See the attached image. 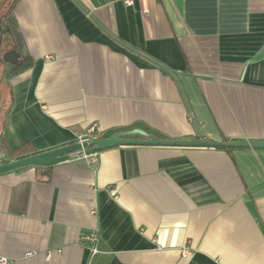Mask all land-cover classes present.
Listing matches in <instances>:
<instances>
[{"label": "crops", "instance_id": "0c3cea01", "mask_svg": "<svg viewBox=\"0 0 264 264\" xmlns=\"http://www.w3.org/2000/svg\"><path fill=\"white\" fill-rule=\"evenodd\" d=\"M11 3L0 18L6 29L13 12L23 61L0 56L7 149L47 151L91 126L264 140V0ZM94 154L0 174V264H264V148Z\"/></svg>", "mask_w": 264, "mask_h": 264}, {"label": "water", "instance_id": "95a60500", "mask_svg": "<svg viewBox=\"0 0 264 264\" xmlns=\"http://www.w3.org/2000/svg\"><path fill=\"white\" fill-rule=\"evenodd\" d=\"M16 0H14L11 9ZM7 20L6 17H4ZM11 32L2 25L0 18V56L2 60L12 66H19L23 61V53L12 39L13 47L4 50L2 47L4 32ZM24 53L27 54L24 49ZM141 135L143 138H127V136ZM117 145H146V146H174V147H237V148H264V140L259 139H240L230 142H219L202 136V140L192 139H166L158 136L149 135L141 129L117 132L109 138H92L89 140H77L71 144H66L47 151L38 152L25 157L10 159L7 152L0 145V174L32 166H53L69 160L72 156L82 152L95 153L100 150Z\"/></svg>", "mask_w": 264, "mask_h": 264}, {"label": "trees", "instance_id": "16d2710c", "mask_svg": "<svg viewBox=\"0 0 264 264\" xmlns=\"http://www.w3.org/2000/svg\"><path fill=\"white\" fill-rule=\"evenodd\" d=\"M8 27L11 29V32L9 33L11 39H14L15 42L20 46L22 44L20 31L18 28V24L16 21V18L13 14H9L8 16ZM1 59V58H0ZM13 71L17 72L19 68L12 67ZM0 145L3 147V149L7 152V155L10 159H17L21 157H25L31 154H36L37 152L35 150H32V147L30 144H25L23 146H20L14 150H9L4 146L3 140L0 138ZM228 148V147H223Z\"/></svg>", "mask_w": 264, "mask_h": 264}, {"label": "built area", "instance_id": "2783aa9c", "mask_svg": "<svg viewBox=\"0 0 264 264\" xmlns=\"http://www.w3.org/2000/svg\"><path fill=\"white\" fill-rule=\"evenodd\" d=\"M123 1L129 6H135V0H123ZM96 137H97V127L91 126L87 131V135L85 137L81 138V140H89V139L96 138ZM79 156L88 159L89 162H91V163H95L96 157H95L94 153L82 152L79 154ZM82 239L96 242L98 239V236H97V233L95 231H92V232L83 234ZM94 251L96 252L97 249H94ZM28 254L31 255V252H29ZM0 262L6 263L7 259L1 257Z\"/></svg>", "mask_w": 264, "mask_h": 264}, {"label": "rangeland", "instance_id": "374dc122", "mask_svg": "<svg viewBox=\"0 0 264 264\" xmlns=\"http://www.w3.org/2000/svg\"><path fill=\"white\" fill-rule=\"evenodd\" d=\"M1 1L3 2L4 0H0V5H1ZM6 1H8V2L12 1V3L10 4L12 6L13 0H6ZM11 6H10V8H11ZM5 10H7V6H6V9ZM7 106H8V103L7 102L3 104L2 109H1L0 119L4 115V113L6 112Z\"/></svg>", "mask_w": 264, "mask_h": 264}, {"label": "flooded vegetation", "instance_id": "af4514ba", "mask_svg": "<svg viewBox=\"0 0 264 264\" xmlns=\"http://www.w3.org/2000/svg\"><path fill=\"white\" fill-rule=\"evenodd\" d=\"M18 45V44H17ZM19 47V46H18Z\"/></svg>", "mask_w": 264, "mask_h": 264}]
</instances>
